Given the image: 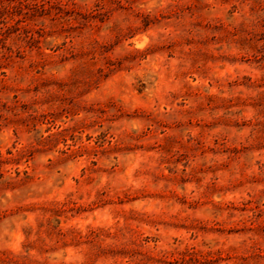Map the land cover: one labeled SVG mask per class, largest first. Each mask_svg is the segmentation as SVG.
I'll return each mask as SVG.
<instances>
[{
	"label": "rangeland",
	"instance_id": "obj_1",
	"mask_svg": "<svg viewBox=\"0 0 264 264\" xmlns=\"http://www.w3.org/2000/svg\"><path fill=\"white\" fill-rule=\"evenodd\" d=\"M0 2V264H264L248 0Z\"/></svg>",
	"mask_w": 264,
	"mask_h": 264
},
{
	"label": "trees",
	"instance_id": "obj_2",
	"mask_svg": "<svg viewBox=\"0 0 264 264\" xmlns=\"http://www.w3.org/2000/svg\"><path fill=\"white\" fill-rule=\"evenodd\" d=\"M106 1H110L111 3H118L120 5L121 0H99L98 3L105 4ZM237 3H234L232 5L233 9H237V6L247 1V0H235ZM249 1V16L244 17V21L250 23V27L252 31L253 37L246 38L240 40L239 46L240 49L245 51L246 53L252 51V50H258L264 49V46L261 47L256 40H254V37L256 35L255 28L258 25H261L264 28V0H248ZM1 3V2H0ZM13 10L10 12L12 13ZM13 15V13H12ZM68 19V18H66ZM244 22L240 23L241 27H244ZM252 40V41H251ZM264 51V50H262ZM259 113V112H258ZM257 113V115H258ZM11 178L4 177L3 173L0 172V186L8 185L10 184ZM110 229H103V228H89L87 231L83 232L79 228H68L64 231L59 230V234L61 236V239L64 244L67 243V240L69 239L71 242H75L76 244L86 241L87 239H91L95 242V240L99 239L100 237H108L113 242H118L120 240L123 241H129L127 238L128 234H131L133 232V229L129 226H122L115 229V231L111 232ZM145 241H148V237H145ZM93 247H96L95 244H93ZM120 253V252H118ZM175 253H177V257L173 258V260H168L166 257L163 259H158L157 261L163 264H188V255H191L189 253V249L185 248L181 251L176 250ZM166 253H163L165 255ZM174 254V252H173ZM11 256V257H10ZM10 256L4 258L1 260L2 264H11L13 262L12 258L14 257L12 253H10ZM58 264H72V263H58Z\"/></svg>",
	"mask_w": 264,
	"mask_h": 264
}]
</instances>
